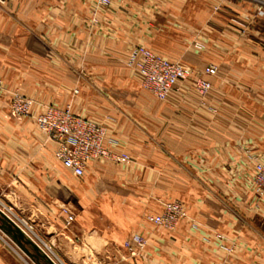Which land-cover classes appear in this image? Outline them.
Here are the masks:
<instances>
[{
    "label": "crops",
    "instance_id": "crops-1",
    "mask_svg": "<svg viewBox=\"0 0 264 264\" xmlns=\"http://www.w3.org/2000/svg\"><path fill=\"white\" fill-rule=\"evenodd\" d=\"M138 45L194 74L158 99L129 63ZM0 74V197L65 264H264V0H0ZM16 90L32 115L12 113ZM48 104L105 124L131 162L73 174L35 121ZM172 200L188 213L174 229L148 219ZM136 232L148 242L131 256Z\"/></svg>",
    "mask_w": 264,
    "mask_h": 264
},
{
    "label": "built area",
    "instance_id": "built-area-1",
    "mask_svg": "<svg viewBox=\"0 0 264 264\" xmlns=\"http://www.w3.org/2000/svg\"><path fill=\"white\" fill-rule=\"evenodd\" d=\"M96 1L98 8L109 7L112 3V0ZM129 63L140 74L143 86L160 100L167 99L182 81L194 74L191 66L166 58L144 45L131 49ZM217 71L215 64H208L203 68L202 75H215ZM202 75L194 80V86L199 94L205 96L211 90L212 83ZM3 91L7 90L0 76V94ZM11 93L12 111L18 116L32 115L35 100L19 91ZM35 120L38 127L57 143L55 157L76 176H83L87 164L93 160L105 158L116 163L131 162L128 152L113 147L116 141L110 137L105 124L75 113L70 104L64 107L48 104L35 115ZM253 179L256 193L264 197V159L255 164ZM0 210L7 215L3 209ZM65 211L66 223L70 224L74 220V213L66 207ZM187 215L184 204L180 200H172L164 204L161 214L149 215L148 219L174 229ZM147 242L143 234L136 232L125 240L124 247L131 256H136L145 250ZM35 244L57 264L40 244Z\"/></svg>",
    "mask_w": 264,
    "mask_h": 264
},
{
    "label": "rangeland",
    "instance_id": "rangeland-1",
    "mask_svg": "<svg viewBox=\"0 0 264 264\" xmlns=\"http://www.w3.org/2000/svg\"><path fill=\"white\" fill-rule=\"evenodd\" d=\"M255 39H261V36L258 37V35H257V36H255ZM0 76H1V74H0ZM1 79H2V76H1ZM2 82H3V79H2ZM3 84L5 86L4 82H3ZM6 90H7V88H6ZM4 92L5 91H3L2 93H4ZM19 92H21V91H19ZM2 93L0 94V97H1ZM9 106H10V109L12 111L11 99L9 102ZM12 113L15 114L13 111H12ZM16 116H18V115H16ZM18 117H25V116H18ZM65 207L66 206L62 207V212L66 216L67 214L65 211ZM0 209H3L7 213V215H6L3 212H1L16 227H18L19 229H21V231H23V233L25 234L27 239H31V238L34 239V241H36L38 244H40L47 251V253L57 262V264H65L63 261H61V259L59 257H57V255L54 252V250L52 249V247L49 246L47 240L44 237H40V235H39L40 233L36 230V228L27 221V219L24 217V214L22 213V210L20 212L18 209H14L10 205H8L7 202L5 200H3L2 197H0ZM28 235H30V236H28ZM0 243L3 246V249L5 250L4 252L3 251L0 252V264H37L33 260V258L31 256H29L24 251V249L19 245V243L16 240H14L1 227H0ZM43 253L45 254V252H43Z\"/></svg>",
    "mask_w": 264,
    "mask_h": 264
},
{
    "label": "trees",
    "instance_id": "trees-1",
    "mask_svg": "<svg viewBox=\"0 0 264 264\" xmlns=\"http://www.w3.org/2000/svg\"><path fill=\"white\" fill-rule=\"evenodd\" d=\"M0 227L5 230L19 244L27 248L30 252L31 257L37 264H55L47 255H45L39 248H37L30 239H27L26 236L23 235V238H20V231L18 230V228L9 219H7L1 213V211Z\"/></svg>",
    "mask_w": 264,
    "mask_h": 264
},
{
    "label": "water",
    "instance_id": "water-1",
    "mask_svg": "<svg viewBox=\"0 0 264 264\" xmlns=\"http://www.w3.org/2000/svg\"><path fill=\"white\" fill-rule=\"evenodd\" d=\"M17 228H18V227H17ZM18 230L20 231V232H19V236H20V238H23V235L25 236V234L23 233V231H21V229L18 228ZM30 240H31V239H30ZM31 241H32V240H31ZM32 242H33V241H32ZM33 243H34V242H33ZM34 244H35V243H34ZM19 245L24 249V251H25L29 256H31V255H30V252H29V250H28L27 248H25V247H24L23 245H21V244H19ZM35 246H36L37 248H39L38 245L35 244ZM39 249H40V248H39Z\"/></svg>",
    "mask_w": 264,
    "mask_h": 264
},
{
    "label": "bare ground",
    "instance_id": "bare-ground-1",
    "mask_svg": "<svg viewBox=\"0 0 264 264\" xmlns=\"http://www.w3.org/2000/svg\"><path fill=\"white\" fill-rule=\"evenodd\" d=\"M28 236H30V235H28ZM47 252V251H46Z\"/></svg>",
    "mask_w": 264,
    "mask_h": 264
}]
</instances>
